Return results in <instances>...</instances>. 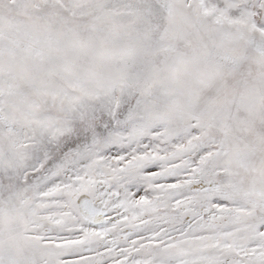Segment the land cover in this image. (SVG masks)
<instances>
[{
  "label": "snow or ice",
  "instance_id": "6c2138e0",
  "mask_svg": "<svg viewBox=\"0 0 264 264\" xmlns=\"http://www.w3.org/2000/svg\"><path fill=\"white\" fill-rule=\"evenodd\" d=\"M0 264H264V0H0Z\"/></svg>",
  "mask_w": 264,
  "mask_h": 264
}]
</instances>
